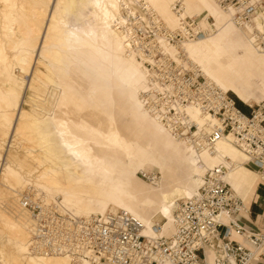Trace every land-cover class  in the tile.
I'll return each instance as SVG.
<instances>
[{"label": "bare ground", "instance_id": "obj_1", "mask_svg": "<svg viewBox=\"0 0 264 264\" xmlns=\"http://www.w3.org/2000/svg\"><path fill=\"white\" fill-rule=\"evenodd\" d=\"M73 1L0 0V147L7 144L8 139L13 140L17 134L19 136V133H23L25 129L32 130L33 134L34 132L40 134L37 140L32 136L29 138L32 137L33 145L34 141L35 144H41L40 146L43 147L38 153H33L32 157L35 158L37 166H34L35 168L23 167L20 164H15L14 168L10 165L9 158L4 159L3 164L0 165V187L1 184L6 186L1 187L3 191L0 192V196L2 195L0 199L3 198L6 205L10 203L8 206L11 215L8 217L12 216L11 220L16 222L18 228H25L24 232L16 230L18 239L9 251L13 254H25L24 264H71L67 256L34 254L29 252L25 245L30 235V217L28 218L27 212L12 196L14 191L18 194L19 190L24 189L25 182L30 176L35 180L36 186L44 190L47 196L52 197L51 199L56 201L57 195L60 194L62 200L57 202L69 215L87 216L115 206L137 216L143 222V230L146 233L156 231L162 233L164 225L165 227L169 225L168 233H170L172 208L176 199L188 195L196 187L198 174L205 166L217 163L226 165L225 178L230 186L234 183L245 187L252 183L254 175L264 178V170L258 171L260 174L255 173L239 161V150L226 138H219L215 142L213 152L200 154L203 167H199L188 144L166 131L141 105L138 91L144 85L145 71L139 60L126 48L122 33L114 25V19L120 18L118 4L120 0H88L95 6L98 30L90 28L86 37L74 31L67 19V13L70 12ZM80 1L84 3L86 0ZM145 1L151 4L158 15L160 13L164 17L168 26L173 28L177 26L175 12L171 11V6L168 7L172 4V0ZM185 1L188 2L186 10L190 12L189 14H198L201 9H204L203 14L212 16L217 29L212 28L203 36L184 40L178 47H182V52L184 51L189 61L199 62L206 68L202 66L207 71L206 78L211 80L215 78L219 83L221 82L222 87L217 81L214 80V82L222 89L231 90L240 99L248 100L250 75H246L243 79L239 72L240 65H248L255 60L264 65L263 49L255 48L250 43L246 30L235 25L230 20L229 12L221 9L214 0ZM122 2L125 0H122L121 4ZM189 7L192 9L188 11ZM132 9L130 7L131 11ZM217 30L219 33L213 34ZM233 32L237 35L235 39H239L242 48L246 52L249 50V56L229 57L228 53L220 50V46L223 45L222 37L225 33ZM206 35L215 36L209 43L197 40ZM207 47L222 53L208 59ZM174 48L169 46L171 51ZM79 65L88 71L87 75L79 72ZM116 74L121 76V81L118 82H131L127 90L116 92L118 106L130 113L123 122L124 135L121 129L117 128V123L113 127H107L106 123L102 126L99 119L91 121L80 112L85 106L91 105L103 109L108 108L109 104L116 103L115 98L104 101L100 96L91 102V98L90 101H86L82 96L89 83L97 85L100 81L113 80L112 82L116 84ZM47 82L49 84L47 89L43 86V88L39 87L40 84H47ZM29 87L36 89L37 95H43L44 89L45 96L48 93L47 98L43 96L41 101L38 102L39 99L36 103L34 102L36 98L33 99L31 94H28L27 99L24 88ZM98 89L99 87L97 91ZM26 100L31 101L33 107L37 105L38 109L24 108L22 103ZM45 100L47 104L44 103ZM45 105L47 106L44 107ZM39 108L49 109L47 110L48 119L45 112V118L38 115L41 111ZM188 112L198 123L203 121V115L195 108H188ZM107 128L109 130H105ZM46 131L48 133H45ZM80 131L97 136L105 135L104 137L113 144L97 142L95 145L99 148L93 151L94 143L82 137ZM48 134L52 136L49 138ZM140 138L155 141L159 149L170 152L173 154L172 157L189 156L187 159L192 166V173L188 185L175 184L167 191L155 187L144 190L143 183L136 178L133 179L134 182H138L136 188L130 185L131 182H126L124 172L135 162L140 159L146 160L150 156L140 151L150 147L148 142L141 145L138 142ZM6 155L8 156V153ZM56 158L58 162L54 164ZM101 161H114L124 166L121 165L120 169L104 168V171L112 173L113 180L103 181L99 176L87 180L85 178L87 171H92V168L98 166ZM72 163H80L76 171L69 167ZM9 178H17L18 181L10 182ZM128 187L142 193L144 197L134 194ZM33 193L36 194L37 191ZM148 194H150L149 197ZM46 195L44 197L42 192L43 199H50ZM157 217L161 220L155 219ZM164 219H167L169 224H162ZM154 223L159 226L157 230L152 227Z\"/></svg>", "mask_w": 264, "mask_h": 264}, {"label": "built area", "instance_id": "obj_2", "mask_svg": "<svg viewBox=\"0 0 264 264\" xmlns=\"http://www.w3.org/2000/svg\"><path fill=\"white\" fill-rule=\"evenodd\" d=\"M214 1L246 30L250 43L264 51V0ZM171 9L177 17L175 28L165 26L145 0H125L120 18L114 19L126 48L145 71L138 91L141 105L188 144L199 167L200 154L213 152L215 142L226 138L244 155V165L263 171L264 95L248 103L245 112L227 90L206 78L178 45L210 31L211 16L182 14L180 0H174ZM188 108L198 110L203 121H195ZM226 169L222 163L203 168L196 187L176 201L168 234L146 233L143 222L123 208L69 215L54 199L23 191L19 203L31 221L27 249L67 256L71 264H256L264 257V231L249 229L239 219L244 202L226 180ZM139 174L151 182L158 178L154 171ZM234 234L241 239H233Z\"/></svg>", "mask_w": 264, "mask_h": 264}, {"label": "rangeland", "instance_id": "obj_3", "mask_svg": "<svg viewBox=\"0 0 264 264\" xmlns=\"http://www.w3.org/2000/svg\"><path fill=\"white\" fill-rule=\"evenodd\" d=\"M83 1H85V0H83ZM86 1H88V0H86ZM121 1L122 0H120V2H118L119 6H121ZM172 1H174V0H172ZM180 1L182 3V12L181 13L182 14H186V13L189 14L190 12H187V10H186L188 7V2H186L185 0H180ZM73 2L74 3H72L71 7H70V12L67 13V19L70 22L71 28L74 31L80 33L82 37H86L88 35L90 28H93V30H98V28H96L97 27L96 26V21H97L96 20V10H95V6L92 3H90L91 1L86 2L87 4H85V2L83 3L80 0H74ZM149 5L151 6V4H149ZM169 6H171V5H168V7ZM189 9L191 10L192 8L189 7L188 11H189ZM171 11H173V10L171 9ZM184 11H186V12L184 13ZM173 13H174V11H173ZM201 13H205V10L201 9L198 14H201ZM191 14H193V13H191ZM159 15H160V13H159ZM175 15H176V13H175ZM208 15H210V14H208ZM160 16H161V19L164 22V24L166 26H168L166 24V20L164 19V17L162 15H160ZM174 18L177 21V17H174ZM211 18H212V16H211ZM212 21H214L213 18H212ZM168 27H170V26H168ZM170 28H173V27H170ZM213 28L217 29L216 26H214ZM218 33L219 32L217 30L213 34L216 35ZM110 34L115 36L114 33L110 32ZM215 35H206L205 37L197 39V40H203L201 42L209 43L210 40L212 39V37H214ZM235 36H237V35L234 32L233 33H225V35L222 37L223 45L220 46V50L228 53L227 56H229V57H233V56H238V57L244 56V57H246V56H249L250 55L249 50L246 52L242 48L243 46L240 45L239 39H235L236 38ZM197 40H195V41H197ZM180 48L182 50L181 46H180ZM210 48L211 47H207L208 51L206 52L207 53L206 57L208 59L215 58L218 56V54L222 53V52L215 51L212 48L210 49ZM126 53H127V51H126ZM197 58H198V56H197ZM190 62L195 64L196 66H198V68L200 69L201 73L204 76L207 75V73H206L207 71L204 70L205 67L203 65L202 66L204 68L201 66V64L199 62H195L193 60H191ZM240 67H241V69L239 70V72L241 73V77L243 79H245L246 75H250V78H249L250 79L249 80V84H250L249 99L245 101V100H242L239 97H237L233 91L227 90V92L229 95H231L235 99V101L238 104L247 105L248 103H253V102L259 100L264 95V65L255 60V61H251V63L248 65L242 64V65H240ZM78 69H79V72L81 74H83V75L88 74V71L85 68L81 67L80 65H79ZM115 77L117 79V80H115L116 84H114L112 82L113 80L112 81H100L99 83L97 82V85H94L93 83H89V85H87L85 87V92L82 94V96L84 99H86V101H90L89 99L91 98L92 99L91 102L98 99V97H100V96L102 97V100H104V101H105V99L113 100L115 98L114 100L116 101V103L113 105L109 104L108 108H103V109L102 108L99 109L98 107H95V106L93 107L91 105H89V106L84 105L85 107L83 106L84 108H82L80 112L84 115V117H86L87 119H89L91 121H95V120L99 119L101 121L102 126H103V124L106 123L107 127H113L114 124L117 123V128L119 127L121 129L122 134L124 135L125 132L123 129L124 128L123 122L125 121L127 116H129L130 113L125 111V110H122L120 108V106H118V96H117L116 92H118L119 90L121 92H124L125 90L128 89L131 82H127V81L123 80L125 82L120 83L118 81H121L120 80L121 76L119 74H116ZM214 80H215V78H214ZM215 81H217V80H215ZM48 85L49 84L47 82V84L46 83L43 85L40 84L39 87L40 88L44 87V89H45L46 87H48ZM220 86L222 87V84H220ZM97 87H99L98 91H97ZM33 89L34 88H32V87L24 88V94H25L26 98H27L26 95L31 94V97H33V99L36 98L34 100V102H36V103L40 102L41 98L43 96H44V98H47L48 93L46 92L47 94L45 96L44 89H43V92L40 91L43 93V95H40V94L37 95L38 94L36 92L37 90L34 89V91H33ZM29 90H30V92H29ZM25 102L22 103V106L28 110H31L33 107L31 101L26 100ZM29 103L31 105H29ZM44 103L47 104V101ZM100 103L102 104V102H100ZM29 106H30V108H28ZM46 106L47 105H45L44 107H46ZM103 106H105V105H103ZM33 109L37 110L38 106L35 105V107H33ZM39 109L41 111H39V114L38 113L37 114L43 118H45V116H46L48 119V116H47L48 111L47 110H49V109H46V108H44L43 110L41 108H39ZM98 110L102 111V112H99ZM44 112L46 115L44 114ZM155 125H157V123H155ZM105 130H109V128H107ZM31 133H32V130L25 129V131L23 133H19V136L17 134V136L15 135L16 138L14 137L13 140H11V138L8 139L7 144L5 143L3 146L0 147V153H1L0 165L3 164L4 159L9 158V160L11 161L10 165L13 166L14 168L16 167L15 164L16 165L20 164L23 167H33V168L37 167L36 162L34 160L35 158L32 156L34 154L38 153L39 150H42L43 147L40 146L41 144H38V145L35 144L34 141H33L34 145L32 144V140L33 139L37 140L40 137V134H38V133L35 134V132H34V134L32 133L34 135L33 136ZM45 133H48V131H46ZM79 133H81L82 137L87 139L89 142L94 143V144H92L93 145L92 146L93 151H95L96 149L99 148V146L95 145L97 142H100V143H102V142L108 143L109 142V143H111V145L113 144V142L108 141L107 137H104L105 135H98L97 136L96 134H88L86 131H82V132L80 131ZM29 136H32L34 138L33 139H32V137L29 138ZM50 136H52V135L48 134L49 138H50ZM19 138H21V139H19ZM138 142L141 145H144L146 142H148L150 147L149 148H143L140 151H143V153H147L150 156L146 160L140 159V161L135 162L132 165V167H130L127 171L124 172V174L126 175L124 180H126V182H128V183L131 182L132 184H130V185L132 187L136 188V184H138V182L133 181V179L136 178L143 183L142 187L144 190H146L147 188H150V187H155V188H159V189H163V190L167 191V190L171 189L172 186L175 184H178L180 186H185L186 184L188 185V183L190 182L189 180H190L191 173H192V166L188 162V159H187V158H189V156L186 158L184 156H180L178 158H175L174 156L172 157L173 154H170V152L167 153V151H162V149H159V147H158L157 143H155V141H149L145 138L138 139ZM182 146H184V145H182ZM238 152L240 155V157L238 156V159H239V161L242 162L244 160V155L240 151H238ZM6 153H8L9 157L6 155ZM21 155H22V157H21ZM241 156H242V160H241ZM19 157H20V159H19ZM57 162H58V159L56 158V160H54V164H57ZM115 164L116 163L114 161H101V163L98 166H96L95 168H92L93 169L92 171H87V174H85V178H87V180H90V179L95 178L96 176H99L100 178L103 179V181L113 180L112 173L104 171V168L107 167L108 169H112L114 167V169H120V166L123 165V164H121V165H119V164L115 165ZM79 165H80V163L79 164L72 163L69 167L73 171H76V169ZM245 167H247V166H245ZM247 168L258 173V174H260V172L253 170L252 168H249V167H247ZM143 170L144 171H154L157 174L158 178L154 182H151V181L143 178L139 174V172L143 171ZM92 174H94V175L91 176ZM0 177H1V174H0ZM9 181L15 183L18 181V179L17 178H9ZM1 187L3 188L6 186L4 184H1ZM1 187H0V192L3 191V189ZM231 187L236 193L238 192L237 194L240 197H242L245 193H247V189L242 190L244 188V186H242V185L232 183ZM23 188H24L23 190H19L17 192L18 194L15 193L16 191H14L12 198L19 201V197H20L21 193L23 191H27V190H29L32 193L37 191V193H36L37 195H42V192H43L44 197L46 195L45 194L46 192H44V190H42L38 186H36L35 180L31 176L28 177V180L25 182V186ZM128 188L134 194H136V195L138 194L139 197H144V195H142V193H139L130 187H128ZM40 191H42V192H40ZM239 193H241V194H239ZM147 196L149 197L150 194H148ZM1 197H2V195L0 196V198ZM46 197L50 198L47 195H46ZM179 198L180 197H178L176 200H178ZM2 199H0L1 202H3L2 204L0 202V264H24L25 260L23 258H24V256H26L25 254H21V255L16 254V253L13 254V253H10L9 250L11 249L12 244L14 245V242L16 241V239H18L17 238L18 233L16 232V230L24 232L25 228H18L16 222L11 220L12 216H11V218L8 217L11 215L10 214V208H9L10 203L8 202V204L6 205V202ZM61 200H62V197L60 196V194H58L56 201H61ZM155 200H158V199H155ZM174 206H173L172 210L174 209ZM112 208H115V206ZM1 209H3V210L1 211ZM60 209L62 212H65L64 207H61V205H60ZM24 211L26 212V210H24ZM65 213H67V212H65ZM28 218H29V216H28ZM155 219H158L159 221L161 220V218H158V217ZM167 221H168L167 219H164L162 221V224H166V225L169 224V223H167ZM9 227H11V228H9ZM168 231H169V225H168V227H165V225H164V230L162 233L167 234ZM27 242H28V240H26V243H25L26 246H27Z\"/></svg>", "mask_w": 264, "mask_h": 264}, {"label": "crops", "instance_id": "obj_4", "mask_svg": "<svg viewBox=\"0 0 264 264\" xmlns=\"http://www.w3.org/2000/svg\"><path fill=\"white\" fill-rule=\"evenodd\" d=\"M236 104L243 111L248 112L249 107L247 105H241L237 102ZM244 189H247V193L242 196L245 210L242 212L239 219L249 229L264 231V178L254 175L252 183L245 186L242 190ZM232 238L241 239V237L236 234L232 235ZM256 264H264V257L257 260Z\"/></svg>", "mask_w": 264, "mask_h": 264}]
</instances>
